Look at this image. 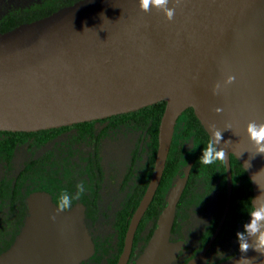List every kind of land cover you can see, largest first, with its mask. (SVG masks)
I'll list each match as a JSON object with an SVG mask.
<instances>
[{"label": "water", "instance_id": "1", "mask_svg": "<svg viewBox=\"0 0 264 264\" xmlns=\"http://www.w3.org/2000/svg\"><path fill=\"white\" fill-rule=\"evenodd\" d=\"M139 0H76L39 18L0 31V130L36 131L134 111L164 100L148 186L125 231L115 264H127L137 225L163 174L175 123L188 107L211 138L221 131L227 196L220 220L200 253L201 264L227 215L232 192L230 155L247 171L254 199L264 188V155L252 156L245 125L264 122V0H169L162 11ZM227 74L233 84L214 95ZM216 107L222 112L214 111ZM230 125V129H226ZM189 166L175 181L141 253L129 264H170L183 241H171L175 208ZM28 213L0 264H78L94 252L76 202L57 211L47 190L26 197ZM55 216V219L51 217ZM249 217L247 218V221ZM242 253L213 264H234ZM253 264L264 255L249 249Z\"/></svg>", "mask_w": 264, "mask_h": 264}, {"label": "flooded vegetation", "instance_id": "2", "mask_svg": "<svg viewBox=\"0 0 264 264\" xmlns=\"http://www.w3.org/2000/svg\"><path fill=\"white\" fill-rule=\"evenodd\" d=\"M87 122L92 127L86 135L80 136L74 129V133L68 137V144L62 145L60 155L64 164L59 172L62 180L60 184L50 180L52 191L48 192L52 199L54 192H67L72 197V205L76 202L84 204V220L94 244L92 255L99 261L97 264H115L122 250L118 248L125 216L130 214V221L153 171L155 131L159 123L155 114L149 111L121 112ZM199 134H192L179 152L181 158L186 159L182 162L185 165L183 174L187 166L189 174L176 204L170 233L171 241L182 240L183 244L170 264H185L200 253L214 232L226 201V166L224 164V175L219 161L212 165L200 163L198 158L208 142L204 144L202 140L206 138L201 132ZM51 146L52 143L45 149L49 153L53 152ZM36 155L37 151L32 150L29 159ZM231 155L230 206L201 264H213L237 253L236 233L243 230L242 225L253 210L252 181L248 174L246 177L239 174L241 167L231 161ZM14 156L15 153L11 159L0 157V248L9 247L21 229L22 225L18 228L20 212H24L25 216L28 213L26 199V206L22 209L18 195L28 184L27 180H19L20 171L28 159L15 170ZM167 169H172V173L167 179L162 174L159 180L149 203L154 201V204L148 214L145 210L134 234L133 243L139 244V251L134 257L130 253L127 264L143 250L157 224L160 211L167 203L170 188L180 177L179 169L171 166ZM81 184L84 192L77 196V185ZM124 236L125 233L123 243ZM78 264L90 263L82 260Z\"/></svg>", "mask_w": 264, "mask_h": 264}, {"label": "trees", "instance_id": "3", "mask_svg": "<svg viewBox=\"0 0 264 264\" xmlns=\"http://www.w3.org/2000/svg\"><path fill=\"white\" fill-rule=\"evenodd\" d=\"M75 1L76 0H0V31L8 30L21 22L39 18L51 13L61 6L72 4ZM164 107L165 101L161 100L134 111L153 112L157 123H159ZM91 127L92 126L89 125L87 121H84L74 123L71 126L65 125L36 131L0 130V157L11 159L15 151L20 147L30 152L32 150L37 151L36 157L29 159L31 157L29 156L28 161L20 171L19 180L21 182H24L25 180L28 181L27 186H25L26 189H24L21 194H18L22 209L26 206L25 199L30 192L34 190H51L52 186L50 184V180H52L53 183H61L62 177L59 176V172L64 164V160L60 155L62 145L68 144V137H71V134L74 133V129L78 135L84 136L90 131ZM198 129H200L199 133L201 132L204 134L206 138V140H202L205 144L210 140L208 133L205 131L199 119L194 114L193 108H186L179 115L175 123L170 149L163 170V178H169L172 173V169H167L168 166H171L172 168L174 167L177 170L179 169V176H182L183 168L185 166L182 162H185L186 159L181 158L179 154L181 146L187 142L188 138L192 134H199ZM157 133L158 127H156L155 131V153L158 143ZM63 136H66L67 140L58 143L57 147L53 149V152L49 153V151L45 150L49 144H56L60 141V139L62 140ZM231 161L237 162L240 165L242 172L239 174L246 177V170L241 166V163L234 155H231ZM219 162L223 167V174L225 175L224 162ZM60 194V192H54L53 200L59 202ZM153 204L154 201H152L147 208L146 214H148ZM20 214L18 228L22 225L23 218L25 216L22 211ZM129 217L130 214L125 216V223L122 225L120 244L118 248L119 251L122 248L123 235L125 233ZM18 228L16 229V232ZM6 248L7 246L0 248V252ZM139 248L140 246L137 242L133 243L131 257H134V255L139 251ZM83 262L90 264L99 263V261L95 259L94 255L84 259ZM173 264H176V262H173Z\"/></svg>", "mask_w": 264, "mask_h": 264}, {"label": "clouds", "instance_id": "4", "mask_svg": "<svg viewBox=\"0 0 264 264\" xmlns=\"http://www.w3.org/2000/svg\"><path fill=\"white\" fill-rule=\"evenodd\" d=\"M169 0H139V8L144 12H149L153 7L162 11L164 17L171 21L175 15V9L169 7ZM236 77L232 74H227L223 81H217L212 88L214 95L220 94L227 86L233 84ZM215 112L220 113L222 108L216 107ZM230 125H226V129H230ZM208 128L211 129V139L208 141L207 146L202 149V153L198 158L203 165H212L217 161L225 159V150L223 147H217L221 143V131L216 128L214 124H209ZM245 133L248 140L253 146L252 156L257 154L264 155V122H256L250 120L245 125ZM261 170H264L262 168ZM253 181L260 189V195L253 201V210L248 213L249 220L242 225V231L236 233L238 249L242 255L234 261V264H253L254 258L247 257L246 254L249 249L264 255V188ZM77 196L84 192V186L77 185ZM72 207V197L67 192H62L59 197L56 210L63 211ZM55 219V216L51 217Z\"/></svg>", "mask_w": 264, "mask_h": 264}, {"label": "rangeland", "instance_id": "5", "mask_svg": "<svg viewBox=\"0 0 264 264\" xmlns=\"http://www.w3.org/2000/svg\"><path fill=\"white\" fill-rule=\"evenodd\" d=\"M67 138L66 136L62 137V140L60 139L59 142H57L56 144H52V148H56L58 143H61L63 141H66ZM30 156V151L24 149V148H18L15 152V156H14V162H15V170H17L18 168H20L24 162L29 158Z\"/></svg>", "mask_w": 264, "mask_h": 264}]
</instances>
